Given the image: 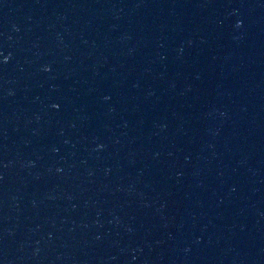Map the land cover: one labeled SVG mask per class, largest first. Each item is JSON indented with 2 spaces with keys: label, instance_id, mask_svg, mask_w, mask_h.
<instances>
[{
  "label": "water",
  "instance_id": "obj_1",
  "mask_svg": "<svg viewBox=\"0 0 264 264\" xmlns=\"http://www.w3.org/2000/svg\"><path fill=\"white\" fill-rule=\"evenodd\" d=\"M0 264H131L50 0H0Z\"/></svg>",
  "mask_w": 264,
  "mask_h": 264
}]
</instances>
